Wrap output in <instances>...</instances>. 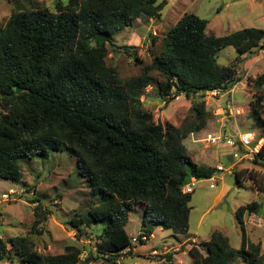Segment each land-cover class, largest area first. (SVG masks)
<instances>
[{"label": "trees", "instance_id": "1", "mask_svg": "<svg viewBox=\"0 0 264 264\" xmlns=\"http://www.w3.org/2000/svg\"><path fill=\"white\" fill-rule=\"evenodd\" d=\"M160 9L158 0L58 1L54 10L20 9L0 27L4 110L0 113V176L21 179L23 159L46 158L66 149L78 157L81 175L97 196L85 217L79 214L67 224L82 236L90 227L108 221L99 234L97 253L89 251L85 258L76 244L67 245L61 254L42 255L27 235L5 240L0 232V262L19 258L21 264H116L127 248H134L126 225L137 204L144 205L141 231L147 237L158 226L180 235L189 232L193 192H184V186L192 178L210 179L218 171L194 161L184 144L191 132L206 127L205 102L193 104L194 121L176 126L156 121L143 107L141 96L147 86L155 84L150 74L153 69L166 78L159 87L161 95L168 96L166 103L182 94L190 98L232 88L241 80L240 64H221L218 53L228 46L240 54L252 52L264 41V29L246 27L224 36L207 34L209 21L187 13L163 37L152 66L143 67L138 76L121 78L106 61L108 45L116 48L114 35L132 21L143 16L160 18ZM157 40L152 36L153 43ZM121 48L140 63L137 47ZM254 85L249 108L261 137L264 73ZM226 156L233 161L231 154ZM260 159H264V145L254 161ZM235 177L238 182L242 179L239 172ZM250 177L263 189L256 174ZM258 208L253 201L236 211L243 231L239 249L230 244L228 236L215 231L204 243L206 254L196 245L189 249L193 264H231L236 258L246 264H264L261 245L247 242L244 229V215L255 214ZM176 253L164 257L171 261Z\"/></svg>", "mask_w": 264, "mask_h": 264}, {"label": "rangeland", "instance_id": "2", "mask_svg": "<svg viewBox=\"0 0 264 264\" xmlns=\"http://www.w3.org/2000/svg\"><path fill=\"white\" fill-rule=\"evenodd\" d=\"M58 1L67 3L68 0H0V27L20 9L46 7L54 10ZM158 4L161 6L160 18L143 16L132 21L129 27L114 35L112 42L117 47L108 45L110 51L106 61L125 80L140 75L143 67L152 66L162 49L163 37L187 13H195L209 21L207 34L224 36L246 27L264 29V0H158ZM152 36L158 38L156 43L152 42ZM124 45L137 47L140 63L121 48ZM217 59L224 65L240 64L238 74L241 80L236 84L233 101L228 97L215 98L210 92H204L203 95L197 94L190 98L182 94L166 103L168 96H162L159 89L166 78L159 70L153 69L150 74L155 84L145 88L141 96L143 107L152 112L156 121L181 126L194 121L193 104L204 101L208 122L198 136L217 132L226 124L231 129L238 126L241 130L253 131L258 137L261 129L251 116L249 105L256 91L254 80L264 73V41L252 52L245 54L228 46L218 53ZM260 92H264V86ZM1 112L4 110L0 100ZM184 144L194 161L205 162L214 167L223 164L226 168L231 164L226 156L232 152L229 147L218 149L220 157H215L214 148L205 142L194 143L188 136ZM213 153L214 158H206ZM20 164L23 170L21 179L0 176L2 237L8 240L27 235L42 255L64 253L69 244L82 248V258L89 251L95 255L100 243L99 234L108 221L104 220L95 227H90L82 236L76 228L67 224L79 214L85 217L84 214L97 202V196L78 168V157L64 149L51 152L46 158L23 159ZM235 169L234 173L216 171L212 178L196 181L189 203L191 212L187 234L180 235L170 229L158 227L146 244L134 246L136 249L132 248L123 254L116 264H193L194 258L189 254V249L196 245L206 254L204 243L211 239L215 231L228 236L230 244L239 249L243 231L236 211L240 206L253 201L259 204V208L255 214L244 215L245 236L247 242L259 243L264 255V159L258 162L244 160ZM235 172L241 174L240 182L237 181ZM251 173L256 174L263 189L254 183ZM221 194L222 197L219 198ZM143 216L144 205H135L126 225L129 236L138 234ZM168 252H177L171 261L164 257ZM0 264L21 262L19 258H15L14 262L2 261ZM231 264L246 263L243 259L236 258Z\"/></svg>", "mask_w": 264, "mask_h": 264}, {"label": "built area", "instance_id": "3", "mask_svg": "<svg viewBox=\"0 0 264 264\" xmlns=\"http://www.w3.org/2000/svg\"><path fill=\"white\" fill-rule=\"evenodd\" d=\"M236 85L230 89H214L209 91L212 96L216 97H228L233 101ZM200 131H193L189 134V138L194 143H207L212 147H229L232 149L230 153L233 157L229 167H225L223 164L216 165L218 171H228L233 173L240 162L244 160H255L256 155L259 153L261 147L264 145V137H257V134L253 131H245L238 128V126L233 130L230 128H222L217 132L208 133L205 136H198ZM234 170V171H233ZM196 179L192 178L191 182L184 186V192H193ZM149 237H147L141 230L137 235H133L131 238L132 246H136L142 242H148ZM130 251L127 248L123 254ZM120 260H118V263ZM150 264V263H148Z\"/></svg>", "mask_w": 264, "mask_h": 264}, {"label": "crops", "instance_id": "4", "mask_svg": "<svg viewBox=\"0 0 264 264\" xmlns=\"http://www.w3.org/2000/svg\"><path fill=\"white\" fill-rule=\"evenodd\" d=\"M228 128H229V127H228ZM218 130H219V129H218ZM200 133H201V131H200ZM190 141H191V139H190ZM186 147H187V146H186ZM213 148H214V153L216 154L215 157H217V156L219 155V151H218V149H221V147H213ZM223 148H227V147H223ZM192 149H193V148H190V150H192ZM214 153H213L211 156H209L210 158H209V157H206V158H207V159H212V158H214ZM226 153H227V152H226ZM223 156H224V155H223ZM218 157H220V155H219ZM193 158H194V157H193ZM206 158H205V161L207 160ZM231 161H232V160H231ZM196 162L199 163V164H206V165H209V164H207V163H205V162H201V161H197V160H196ZM210 166H211V165H210ZM220 197H222V194L219 196V198H220ZM158 227H160V226H158ZM158 227H156V228L158 229ZM156 228H155V230H154V233H153L152 237L154 236V234H155V232H156V230H157ZM140 230H141V229H140ZM140 230H139V231H140ZM139 231H138V232H139ZM152 237H151V238H152ZM135 249H136V248H134V250H135ZM124 255H125V254H124Z\"/></svg>", "mask_w": 264, "mask_h": 264}, {"label": "water", "instance_id": "5", "mask_svg": "<svg viewBox=\"0 0 264 264\" xmlns=\"http://www.w3.org/2000/svg\"><path fill=\"white\" fill-rule=\"evenodd\" d=\"M16 91H17V93H19V92H20V89H19V88H17V89H16Z\"/></svg>", "mask_w": 264, "mask_h": 264}, {"label": "clouds", "instance_id": "6", "mask_svg": "<svg viewBox=\"0 0 264 264\" xmlns=\"http://www.w3.org/2000/svg\"><path fill=\"white\" fill-rule=\"evenodd\" d=\"M235 85H236V84H235ZM208 92H209V91H208ZM233 173H234V172H233ZM4 195H6V194H4ZM4 195H3V196H4ZM149 240H150V238H149Z\"/></svg>", "mask_w": 264, "mask_h": 264}]
</instances>
